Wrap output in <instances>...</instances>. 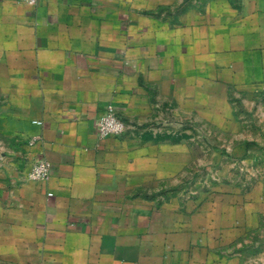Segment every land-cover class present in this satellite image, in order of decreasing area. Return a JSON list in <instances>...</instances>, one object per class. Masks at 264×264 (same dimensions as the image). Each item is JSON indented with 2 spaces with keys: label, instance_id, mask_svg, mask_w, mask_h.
Here are the masks:
<instances>
[{
  "label": "crops",
  "instance_id": "crops-1",
  "mask_svg": "<svg viewBox=\"0 0 264 264\" xmlns=\"http://www.w3.org/2000/svg\"><path fill=\"white\" fill-rule=\"evenodd\" d=\"M252 82L264 0H0V264H204L168 119ZM109 103L126 128L101 137Z\"/></svg>",
  "mask_w": 264,
  "mask_h": 264
},
{
  "label": "rangeland",
  "instance_id": "rangeland-1",
  "mask_svg": "<svg viewBox=\"0 0 264 264\" xmlns=\"http://www.w3.org/2000/svg\"><path fill=\"white\" fill-rule=\"evenodd\" d=\"M246 85L215 112L168 119L187 134L173 146L170 190L201 212L204 264H264V83Z\"/></svg>",
  "mask_w": 264,
  "mask_h": 264
},
{
  "label": "built area",
  "instance_id": "built-area-1",
  "mask_svg": "<svg viewBox=\"0 0 264 264\" xmlns=\"http://www.w3.org/2000/svg\"><path fill=\"white\" fill-rule=\"evenodd\" d=\"M27 4L34 5L38 0H22ZM34 122L42 123L35 119ZM96 128L101 137L121 134L125 128V121L118 115L112 103L106 105L103 113L96 120ZM33 140H36L34 137ZM51 171V162L48 158H41L33 162L28 171V176L33 180L46 179Z\"/></svg>",
  "mask_w": 264,
  "mask_h": 264
}]
</instances>
